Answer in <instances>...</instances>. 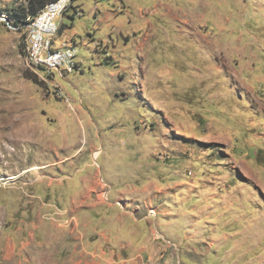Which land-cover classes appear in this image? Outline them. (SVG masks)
Listing matches in <instances>:
<instances>
[{
  "label": "rangeland",
  "instance_id": "obj_1",
  "mask_svg": "<svg viewBox=\"0 0 264 264\" xmlns=\"http://www.w3.org/2000/svg\"><path fill=\"white\" fill-rule=\"evenodd\" d=\"M22 2L0 0V264L29 231L264 264V0H73L52 46L79 66L52 77L6 18Z\"/></svg>",
  "mask_w": 264,
  "mask_h": 264
},
{
  "label": "crops",
  "instance_id": "obj_2",
  "mask_svg": "<svg viewBox=\"0 0 264 264\" xmlns=\"http://www.w3.org/2000/svg\"><path fill=\"white\" fill-rule=\"evenodd\" d=\"M67 10L65 11V13L67 12ZM65 13L60 16H64ZM93 15L97 18V22H101L103 20V15L98 14L96 11L93 12ZM107 19L108 16L104 18V20ZM63 25L64 24L61 22L59 30ZM94 39L95 37H92V40ZM83 43L85 42L83 41ZM78 66L79 65H77V67ZM148 226L149 225L146 224L145 228H148ZM145 228H143L142 232L138 236V239H142L146 236L147 229ZM24 230H26L25 227H20L19 230L15 232L16 235L19 236V246H21L19 250L20 252L23 250L22 248L28 246L27 241H25V237H23V235L25 234ZM28 233L31 234L29 243L30 247L28 250L25 249L23 251V259H20L17 262L13 261L14 264H149L148 262H146L147 256H145L144 252H142L145 251V248L138 247V253L135 254V248L133 247L132 243L129 246L119 248H117L116 244L113 246L106 245V241L110 240V237L107 236L104 232L96 231L95 234L98 233V236H94L92 240H88L89 242L87 241L88 243L83 245V243L81 242L83 240L82 234L76 236V238H73L70 236V232L66 231L65 234L68 236L67 242H61L60 248H54L51 250L39 249L38 243L36 244L37 237L34 238V234L32 233V231H29ZM22 238H24V241H22ZM75 239L78 241H76ZM27 254L29 257H27ZM4 259L5 257L3 255L0 263Z\"/></svg>",
  "mask_w": 264,
  "mask_h": 264
},
{
  "label": "built area",
  "instance_id": "obj_3",
  "mask_svg": "<svg viewBox=\"0 0 264 264\" xmlns=\"http://www.w3.org/2000/svg\"><path fill=\"white\" fill-rule=\"evenodd\" d=\"M73 0H52L46 3L39 12L29 21L27 27L26 61L34 71H44V75L52 77L57 71L60 76L64 72H72L77 68L75 56L76 48L66 42L59 48L52 46L54 35L59 31L54 19L63 15L72 7ZM76 15L81 14L80 9L75 10Z\"/></svg>",
  "mask_w": 264,
  "mask_h": 264
},
{
  "label": "trees",
  "instance_id": "obj_4",
  "mask_svg": "<svg viewBox=\"0 0 264 264\" xmlns=\"http://www.w3.org/2000/svg\"><path fill=\"white\" fill-rule=\"evenodd\" d=\"M49 1L52 0H25L16 6L10 7L7 11L6 18L9 19L11 24L16 28H22L29 21L27 18L35 16L39 10Z\"/></svg>",
  "mask_w": 264,
  "mask_h": 264
}]
</instances>
